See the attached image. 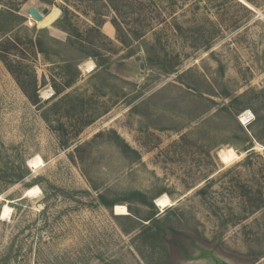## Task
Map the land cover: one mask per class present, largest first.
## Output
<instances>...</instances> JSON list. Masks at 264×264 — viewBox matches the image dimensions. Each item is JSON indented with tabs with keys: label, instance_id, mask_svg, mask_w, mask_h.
I'll return each mask as SVG.
<instances>
[{
	"label": "rangeland",
	"instance_id": "obj_1",
	"mask_svg": "<svg viewBox=\"0 0 264 264\" xmlns=\"http://www.w3.org/2000/svg\"><path fill=\"white\" fill-rule=\"evenodd\" d=\"M65 6L84 49L59 27ZM31 7L60 13L43 26ZM8 9L0 40L19 51L12 73L0 59V215L13 209L0 264H264V0Z\"/></svg>",
	"mask_w": 264,
	"mask_h": 264
},
{
	"label": "trees",
	"instance_id": "obj_2",
	"mask_svg": "<svg viewBox=\"0 0 264 264\" xmlns=\"http://www.w3.org/2000/svg\"><path fill=\"white\" fill-rule=\"evenodd\" d=\"M65 2L68 4L70 2V0H65ZM16 12L13 10H2L0 11V24L3 21V18H5L6 16H10V17H15ZM77 17L73 12L70 11V9L68 7H63V16L62 18L59 20V24L62 25L64 23H66L67 25H69L70 28H66V27H62L59 26L63 31H65L68 34V44L75 47L76 49H84L85 48V44L84 41L82 40V34L83 32H81V30L77 27L74 26L71 20V17ZM97 25H95V27L93 28L94 30L101 32V26L100 24L97 22ZM10 31V30H9ZM8 31V33H9ZM6 33V34H8ZM3 38V37H2ZM1 38V42H0V59L2 60V62L7 66V68L9 69V71H11L12 73V63H10L9 61V55H12L14 53V51H19V43L16 40L10 39V38H5L2 39ZM51 41H53L54 43L60 45L61 42L56 41L51 39ZM36 52L44 54V50L42 48V44L41 43H37L34 45ZM96 56H97V50L93 52ZM15 55V54H13ZM64 63L66 64V66L68 67H73L76 66V71L78 69L77 67V63L73 60V59H67L64 61ZM103 64H98V67H102ZM79 72V71H78ZM73 80L67 81L65 83V86L68 88L72 85ZM40 102V100H38V98L35 100V104H38Z\"/></svg>",
	"mask_w": 264,
	"mask_h": 264
},
{
	"label": "bare ground",
	"instance_id": "obj_3",
	"mask_svg": "<svg viewBox=\"0 0 264 264\" xmlns=\"http://www.w3.org/2000/svg\"><path fill=\"white\" fill-rule=\"evenodd\" d=\"M58 13H60L57 9L53 10V12L49 15V17L44 18L43 22L41 23L43 26H47L49 25L54 18H56V16L58 15ZM85 72H91L95 70V64L93 62H89L86 63L83 67H82ZM47 94H51L49 92H46L45 95ZM248 115V114H246ZM244 118V117H243ZM220 159L222 161V163L228 165L231 164L232 162H234L235 159L239 158V155L237 154V152L233 149H226V150H221L220 153ZM41 194V190L38 187H34V188H30L29 190L26 191L25 193V197L29 198V199H33L38 197ZM116 210V214L118 215H127L129 214V211L127 209L126 206H121V205H117L115 207ZM13 213V209L9 206V205H5L2 212H1V221L2 222H7L10 217L12 216Z\"/></svg>",
	"mask_w": 264,
	"mask_h": 264
},
{
	"label": "water",
	"instance_id": "obj_4",
	"mask_svg": "<svg viewBox=\"0 0 264 264\" xmlns=\"http://www.w3.org/2000/svg\"><path fill=\"white\" fill-rule=\"evenodd\" d=\"M28 12H29L30 16H32L37 22H41L43 20V15L47 14L48 10L47 9L44 10L43 14H41L35 8L31 7L28 9ZM136 60L139 61L140 60L139 57H137ZM0 234H1V222H0Z\"/></svg>",
	"mask_w": 264,
	"mask_h": 264
}]
</instances>
